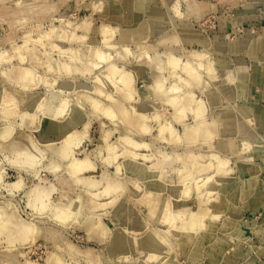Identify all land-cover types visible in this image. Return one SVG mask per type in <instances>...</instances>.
I'll return each instance as SVG.
<instances>
[{
  "label": "rangeland",
  "instance_id": "374dc122",
  "mask_svg": "<svg viewBox=\"0 0 264 264\" xmlns=\"http://www.w3.org/2000/svg\"><path fill=\"white\" fill-rule=\"evenodd\" d=\"M16 2L0 0V144L28 156L0 166V207L77 222L19 264H264V59L240 63L264 6L47 0L22 25ZM70 113L82 130L53 142Z\"/></svg>",
  "mask_w": 264,
  "mask_h": 264
},
{
  "label": "clouds",
  "instance_id": "9594fccd",
  "mask_svg": "<svg viewBox=\"0 0 264 264\" xmlns=\"http://www.w3.org/2000/svg\"><path fill=\"white\" fill-rule=\"evenodd\" d=\"M46 5L47 0H31L30 3H26L25 0H17L16 9L18 11L14 15L22 17L23 19L19 22L25 25L34 19L43 17L47 12ZM71 119L72 113L60 122L67 125V127L63 136L53 142L59 143L63 138L82 130L85 122L82 126H76L70 124ZM26 156H28V153L23 148H18L16 142L9 143L5 141L0 144V166L16 167L22 163L23 157ZM90 170L95 171V169ZM55 171L60 172L61 169L57 167ZM52 191H56V189H52ZM9 195L11 196L13 193L9 192ZM58 207V203L50 206H37L30 202L28 208L31 209V212L28 213L30 217L28 220L19 218L20 214L16 211V204L8 202L0 207V264H19L20 250L29 246L35 238L49 231L59 235L75 227L76 221L69 223L70 218L65 219L57 214ZM61 251H64V249H61ZM64 264H79V262L69 256Z\"/></svg>",
  "mask_w": 264,
  "mask_h": 264
},
{
  "label": "crops",
  "instance_id": "0c3cea01",
  "mask_svg": "<svg viewBox=\"0 0 264 264\" xmlns=\"http://www.w3.org/2000/svg\"><path fill=\"white\" fill-rule=\"evenodd\" d=\"M251 2V6L249 7V10L254 9V4H262L264 6V0H248ZM257 9V7H256ZM249 19H258L260 17L256 16H247ZM253 31V30H252ZM249 35H251L249 37ZM240 44L243 48H241V52L243 53L246 51V58H241V61L246 60L245 67H248L251 65V63L260 62L262 59H264V28L257 29L256 32L247 31L246 32V39L241 40ZM243 56V55H242ZM258 63H256V68H258ZM242 65V63H241ZM244 65H242L243 67ZM246 75V74H245ZM247 76H249L247 74Z\"/></svg>",
  "mask_w": 264,
  "mask_h": 264
},
{
  "label": "bare ground",
  "instance_id": "6f19581e",
  "mask_svg": "<svg viewBox=\"0 0 264 264\" xmlns=\"http://www.w3.org/2000/svg\"><path fill=\"white\" fill-rule=\"evenodd\" d=\"M174 60H175V62H174ZM173 60V62L174 63H176V59H174ZM173 62H171L170 64L172 65V63ZM241 63H242V65H244L245 66V64L246 63H244V61H241ZM192 66V65H191ZM243 66V67H244ZM197 67V66H196ZM206 67V66H205ZM210 67V66H209ZM26 73V72H25ZM188 73H189V75L190 76H192V78H194V77H196V74H195V76H194V73H195V70L193 71L192 69L190 70H188ZM240 74H242V73H240ZM122 77V76H121ZM240 78V77H239ZM189 79H191V78H189ZM122 80L124 81L125 80V76L124 77H122ZM239 81V80H238ZM247 81V80H246ZM124 82H126L127 84H129V80L128 79H126V81H124ZM248 84V83H247ZM245 85V84H244ZM125 87V86H124ZM128 91H129V88H126ZM131 92H132V90H131ZM127 93H129L130 94V92H127ZM177 99V98H176ZM170 102H171V104H173L174 105V99L173 100H169ZM178 102H179V100H178ZM201 102H202V100H201ZM176 103V102H175ZM203 104V106H204V103H201V105ZM198 105V104H197ZM201 105L199 104L197 107H198V109H196V115L195 116H199L200 115V110H202V107H201ZM94 106H95V103H94ZM179 106V105H178ZM184 107V106H183ZM196 107V108H197ZM97 108V107H96ZM206 108V107H205ZM98 109V108H97ZM204 109V108H203ZM105 110H107V109H105ZM205 111H206V109H204ZM109 111V110H108ZM179 111V110H178ZM232 111V110H231ZM231 111H227V112H225V118H230L231 117V115H232V112ZM62 112H63V109H58L57 111H56V113H55V115H54V117L53 118H56V117H58V115L59 114H62ZM185 112V111H184ZM203 114V112L201 113V115ZM141 115V114H140ZM200 115V116H201ZM235 115V114H234ZM218 117V116H217ZM200 119V118H199ZM218 119V118H217ZM216 119V120H217ZM53 120V119H52ZM51 119H49V127L47 128V130L49 131V132H55V133H60V132H62V131H64L65 130V128L67 127V125H61V124H59L57 121H55V120H53L52 121ZM197 120V119H196ZM217 122V121H216ZM200 123V122H199ZM208 123V122H207ZM213 123V122H212ZM219 123V122H218ZM70 124H72V125H75V123H74V121H71L70 122ZM210 124V123H209ZM216 128V127H215ZM164 130V128H162L161 129V131H163ZM203 131H204V129H203ZM206 131V130H205ZM208 131V130H207ZM195 132V131H194ZM197 132V131H196ZM46 133H48L47 131H46ZM75 133V132H74ZM74 133H72V134H74ZM71 134V135H72ZM209 134V133H208ZM70 135V136H71ZM191 135H193V134H191ZM206 135V134H205ZM74 136V135H73ZM69 137V136H68ZM71 138V137H70ZM71 140V142L72 143H74V141L76 140H73V139H70ZM69 142V141H68ZM76 142V141H75ZM67 143V142H66ZM71 143V144H72ZM77 143V142H76ZM75 143V144H76ZM74 145V144H73ZM73 167H74V169L76 168V169H78V170H80L81 169V171L84 169V168H86V167H84V166H87L86 165V163H85V165H84V163H74V165H72ZM77 170V171H78ZM76 171V172H77ZM92 183V182H91ZM95 184V182L93 183V185ZM91 185V184H90ZM97 185V184H96ZM104 241V240H103ZM132 241V240H131Z\"/></svg>",
  "mask_w": 264,
  "mask_h": 264
}]
</instances>
